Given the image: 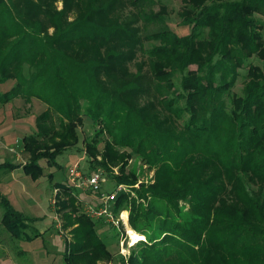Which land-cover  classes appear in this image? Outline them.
Masks as SVG:
<instances>
[{"label":"trees","instance_id":"obj_1","mask_svg":"<svg viewBox=\"0 0 264 264\" xmlns=\"http://www.w3.org/2000/svg\"><path fill=\"white\" fill-rule=\"evenodd\" d=\"M160 1L0 0V82L14 81L0 103L23 97L46 105L36 133L22 140L28 162L1 167L42 173V157L55 163L75 145L84 107L108 136L105 158L114 161L115 146H125L155 169L136 203L121 191L111 207L117 215L128 201L127 221L140 234L156 225L128 264H264V66L252 62L264 61V0H184L186 35L168 26L163 4L153 9ZM88 162L84 170H108ZM103 171L115 184H134ZM57 185L67 196L58 209L73 210L65 214L74 238L67 264L122 261L98 234L104 218L83 211L75 188ZM85 194L96 203V194ZM0 207V223L16 238L35 221L1 194Z\"/></svg>","mask_w":264,"mask_h":264},{"label":"rangeland","instance_id":"obj_2","mask_svg":"<svg viewBox=\"0 0 264 264\" xmlns=\"http://www.w3.org/2000/svg\"><path fill=\"white\" fill-rule=\"evenodd\" d=\"M160 4L165 6L164 17L168 26L178 35L188 34L189 26L180 25L181 19L179 16V12L184 8L185 1L161 0L153 5V9L157 11ZM56 5L61 8V1H58ZM152 27L153 25L143 27L142 33L151 30ZM140 59L139 55L135 58L136 61ZM252 62L264 66V61L259 60L257 57H253ZM190 68L194 70L196 65L192 64ZM128 70L130 72L136 70L134 60L129 63ZM241 83L242 76L239 77L233 91L239 92ZM13 85V80L0 82V95L2 92L11 89ZM45 109L44 102L37 98L27 101L23 97H15L6 103H0V194L8 198L15 210L35 219L27 231L18 238L8 232L0 223V264H67L66 259L73 250L74 238L70 232L71 227L65 225L67 218L65 214L73 212V210L69 211L71 206L64 207L63 210L58 209V200L66 202L67 196L57 184L64 182L69 186L66 180L69 166L79 163L82 168L88 169L90 166L88 161L90 160L104 163L108 167V170H106L100 165L95 167L96 163H92L94 169L105 170L114 176H129L134 184H124L126 186L125 191L127 197L131 196L135 203L139 198L136 189L142 184L152 183L155 178V169L131 152L128 147L115 146L114 149L118 153L115 154L114 161L105 158V145L108 136L99 131V124L91 120L85 113L84 107H82L80 113L81 121L75 125L77 137L75 145L64 149L58 154L55 157V163L49 164L46 158L42 157L39 160L42 173L33 177L25 172L23 166L1 167L2 163L5 162L22 165L28 162L30 157L23 151L22 140L24 136L36 133V116ZM52 115L53 122L57 126L58 119L54 113ZM52 140L57 139L54 136L47 139V147L50 148H47L49 154L54 150ZM115 186L116 184L108 177L103 184L105 190H112ZM77 192L83 200L82 204L89 201V197L84 192L81 190H77ZM78 202L80 201L78 200ZM146 202V199L142 200L143 205H146ZM177 205L181 213L185 214L190 211V204L187 199H180L177 201ZM123 207L125 209L122 210L125 211L122 212V216L125 217L126 225L121 221L117 225L100 221L98 234L112 251L120 249V241L123 240V245L127 248L129 256L138 251L142 246L141 242L145 241L144 238L156 225L149 226L144 235L132 230L127 221L130 211L128 201L123 202ZM2 212L3 209L0 207V222ZM126 229L129 233L135 235L134 239H131ZM108 260L112 259L110 257L98 258L91 264H100Z\"/></svg>","mask_w":264,"mask_h":264},{"label":"built area","instance_id":"obj_3","mask_svg":"<svg viewBox=\"0 0 264 264\" xmlns=\"http://www.w3.org/2000/svg\"><path fill=\"white\" fill-rule=\"evenodd\" d=\"M107 181V176L102 169L84 170L79 163L69 166L67 170V182L70 187L82 192H91L96 194V203L84 202L82 204L83 211L94 219L104 218L108 223L117 225L120 221L126 225L125 217L122 216V210L118 215H115L111 207L115 201L117 194L125 191L124 184H116L112 190H105L103 184ZM127 232V229H126ZM127 234V233H126ZM127 238L129 240L128 234ZM129 243V241H128ZM119 254L123 259L120 262L108 260L100 264H128L127 248L123 245V240L120 241Z\"/></svg>","mask_w":264,"mask_h":264},{"label":"bare ground","instance_id":"obj_4","mask_svg":"<svg viewBox=\"0 0 264 264\" xmlns=\"http://www.w3.org/2000/svg\"><path fill=\"white\" fill-rule=\"evenodd\" d=\"M127 232L129 233L128 229H127ZM129 236L131 237V239L135 238V235L133 233H129Z\"/></svg>","mask_w":264,"mask_h":264}]
</instances>
